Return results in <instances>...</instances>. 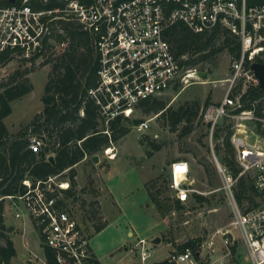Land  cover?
Instances as JSON below:
<instances>
[{"label":"built area","instance_id":"built-area-1","mask_svg":"<svg viewBox=\"0 0 264 264\" xmlns=\"http://www.w3.org/2000/svg\"><path fill=\"white\" fill-rule=\"evenodd\" d=\"M63 20L77 21L94 38L100 56V84L91 94L100 105L106 124L118 115L131 117L141 101L158 96L177 83H189L191 78L204 79L198 74L204 69L186 67L172 49L167 31L179 21L196 32L212 31L222 25L240 37L242 54L233 60L227 92L221 101L208 104L204 111L212 135L224 119L232 122L231 140L240 171L234 175L217 155L216 165L223 179L221 188L232 206L233 220L230 226L218 230L227 251L217 255V242L209 238L200 243L198 254L203 264H225L224 257L233 253L232 245L242 242L253 264H264V133L258 126L260 121L264 127V115L255 108H245L246 102L242 99L249 87H260L252 63L264 62V4L248 7L245 0H0V59L9 53L27 59L34 56L44 59L50 46L60 49L65 45L55 39ZM239 85L242 89L235 94ZM134 127L138 132L145 131L149 119ZM43 143V137L31 138L34 149ZM104 151L111 159L117 156L114 142ZM68 172L66 169L36 181L26 177L24 191L1 195L0 200H10L18 219L29 217L58 264H95L97 256L90 233L71 201L81 194L78 191L69 196L66 192L71 188L70 177H63ZM170 173L174 199L185 205L195 192L200 193L193 186L187 159L174 160ZM242 175L254 180L253 201L247 198L241 202L237 197ZM26 229L25 226L27 232ZM138 244L141 259L146 262L152 255L149 241L141 238ZM195 252L191 246L176 249L167 260L176 264L187 260L199 264ZM35 259L40 264H48L45 250L42 255L36 253ZM0 264H13L12 260L5 259L1 247Z\"/></svg>","mask_w":264,"mask_h":264},{"label":"rangeland","instance_id":"rangeland-1","mask_svg":"<svg viewBox=\"0 0 264 264\" xmlns=\"http://www.w3.org/2000/svg\"><path fill=\"white\" fill-rule=\"evenodd\" d=\"M50 57L27 61L18 55L0 67V86L8 82L15 71L25 72L28 69L33 87L29 93L12 102L13 112L4 119L13 134L45 108L43 98L55 61H50ZM232 63L228 49H224L213 61L203 64L204 70H209L207 79L191 78L189 83H181L178 88L173 87L158 95L174 109L186 102L201 103L200 113L188 133L182 134L186 122L173 130L166 117L159 116V113L148 114L137 107L131 118L149 119V127L145 131L138 132L135 124L129 123L130 132L114 141L116 158L111 159L102 151L100 162L96 163L88 157L76 166V189L81 195L71 198V201L77 216L92 234L95 225L98 229L100 224L106 223L102 207L112 200V194L118 203V212L109 219L106 228L91 235L93 248L104 264H157L197 237H202L203 241L213 238L217 242V255L227 251L218 230L230 226L233 210L226 191L221 188L223 179L216 165V155L222 162V152L216 150L219 140L212 135L204 111L209 98L210 103H218L226 94ZM155 143L161 146L159 150L155 149ZM180 158L190 162L193 186L207 196V200L199 201L194 195L182 207L174 205L170 167L174 160ZM63 177L68 178L69 174ZM159 187L162 190L158 196L164 205L163 211L158 210L149 193H157ZM91 201L93 206L88 204ZM5 204L6 223L14 227V232L9 230L7 234L17 249L12 258L13 264H40L35 254H43L44 244L37 230L27 215L21 220L15 216L16 208L9 199H5ZM234 231L240 234L238 229ZM157 237L160 240L155 242ZM141 238L149 241L152 251L146 262L141 259L138 244ZM224 259L225 264H253L242 242L236 252ZM192 262L187 260L181 264Z\"/></svg>","mask_w":264,"mask_h":264},{"label":"trees","instance_id":"trees-1","mask_svg":"<svg viewBox=\"0 0 264 264\" xmlns=\"http://www.w3.org/2000/svg\"><path fill=\"white\" fill-rule=\"evenodd\" d=\"M60 27L55 34V39L65 45L60 49L50 46L48 50L47 57L52 56L49 60L55 61L52 63V72L43 98L45 108L43 112L36 114L23 129L14 134L9 131L4 119L13 112L12 102L33 89L28 77L29 70L15 71L8 82L0 86V196L14 195L24 191L26 186L23 180L26 177L36 181L66 169H69L67 174L71 179V188L66 192L69 196L76 195L78 192L76 166L88 157L95 162L93 158L95 154L100 155L112 142L118 141L130 132L129 123L137 124L141 121V119L118 115L106 124L105 119L101 117L100 105L91 94V90L96 89L100 84L98 73L100 56L94 38L75 20H63ZM167 36L176 57L188 68L205 69L203 64L213 61L224 49H228L232 60L240 58L242 54L240 37L222 25H217L212 31L196 32L184 22L179 21L168 29ZM14 58L16 55L12 53L5 55L0 59V67ZM24 59L35 61L38 60V56ZM179 86L181 83H177L174 88ZM241 89L242 85H239V90L235 94ZM242 99L246 102L245 108H255L259 114L264 115V88L249 87ZM253 101L255 104L252 103ZM206 104H210V98ZM138 107L148 114L159 113V116L166 117L173 130L186 122L182 130V134H186L191 131L193 122L200 113L201 103L186 102L174 109L168 106L165 99L152 96L141 101ZM258 126L264 133V127L260 121ZM106 129H109L110 133L105 132ZM232 133V122L224 119L215 129L214 137L219 140L216 150L222 152V164L234 175H238L240 168L231 140ZM35 135L44 138L43 145L38 149L31 147V138ZM154 146L157 150L161 148L156 143ZM51 155L55 156V164L49 160ZM161 192V187L157 189L158 194L151 192L159 211L164 209L158 196ZM236 193L241 202L247 198L253 201L255 193L253 178L242 175L239 178ZM194 195L199 201L208 199L200 193H194ZM174 205L182 207L181 201L177 199H174ZM5 211L4 198L0 200V239H4L5 243L0 244V247L5 259L11 262L17 254V249L14 241L7 234L9 230L14 232V227L7 225ZM202 241V237L194 238L180 246V249L193 247L196 250V259L199 264H203L198 254ZM237 246L238 243L232 245L233 252L237 251ZM44 250L48 264H58L55 254L45 244ZM95 264L102 263L96 259ZM157 264L176 263L165 259Z\"/></svg>","mask_w":264,"mask_h":264},{"label":"water","instance_id":"water-1","mask_svg":"<svg viewBox=\"0 0 264 264\" xmlns=\"http://www.w3.org/2000/svg\"><path fill=\"white\" fill-rule=\"evenodd\" d=\"M239 2H243L244 0H237ZM246 4L248 7H259L261 5L264 4V0H245ZM252 69L254 70L256 76L259 78L260 81V87L264 88V62H259V61H254L252 63ZM198 74L203 77L204 79H207L209 77V73L208 71L205 70H201L198 71ZM95 162H100V155L99 154H95L93 156ZM49 160L55 164L56 163V159L54 155H51L49 157ZM181 205L183 206V204L181 203ZM160 239L157 237L155 238V242H158Z\"/></svg>","mask_w":264,"mask_h":264},{"label":"crops","instance_id":"crops-1","mask_svg":"<svg viewBox=\"0 0 264 264\" xmlns=\"http://www.w3.org/2000/svg\"><path fill=\"white\" fill-rule=\"evenodd\" d=\"M85 159H87V158H85ZM85 159H84V160H85ZM96 163H97V162H96ZM112 165H113V164H112ZM112 168H113V166H112ZM110 191H111V189H110ZM111 193H112V191H111ZM149 193H150V196H151V192H150V191H149ZM111 199H112V200L108 201V203H106L105 206L102 207L103 214H104V219L106 220V223H104V224H100L101 226H99L98 229H97L96 225H95V226L93 225L94 228H95V231H94L93 234H92V231L90 230V228H88V227L83 223V224L86 226L88 232L90 233V236H91V235L93 236L95 233H100L101 231H103V230L106 228V225H107L109 219H111V218L114 216V213H117V212H118V203H117V201L114 199V195H113V194H112ZM151 200H152V199H151ZM102 203H103V202H102ZM88 204L93 206V201L89 202ZM88 211H89V210H88ZM95 213H96L95 211L92 213L93 216H94ZM133 233H134V232H132V234H133ZM95 253H96V252H95ZM96 256H97V254H96ZM97 259H99V260L101 261V263L104 264V262H103L98 256H97Z\"/></svg>","mask_w":264,"mask_h":264}]
</instances>
